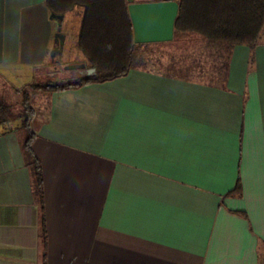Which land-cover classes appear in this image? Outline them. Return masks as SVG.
Here are the masks:
<instances>
[{
    "label": "crops",
    "instance_id": "0c3cea01",
    "mask_svg": "<svg viewBox=\"0 0 264 264\" xmlns=\"http://www.w3.org/2000/svg\"><path fill=\"white\" fill-rule=\"evenodd\" d=\"M69 16L80 55V12L0 0V83L29 84L59 63ZM38 94L48 264H263V40L232 46L219 82L137 64ZM23 140L0 123V264H43Z\"/></svg>",
    "mask_w": 264,
    "mask_h": 264
},
{
    "label": "trees",
    "instance_id": "16d2710c",
    "mask_svg": "<svg viewBox=\"0 0 264 264\" xmlns=\"http://www.w3.org/2000/svg\"><path fill=\"white\" fill-rule=\"evenodd\" d=\"M175 32H193L209 43L234 46H255L264 27V0H179ZM129 0H47L51 12L64 15L77 8L80 23L77 43L92 73L78 71V77L64 82L33 83L32 87L53 92L80 87L91 82H103L125 76L137 64L134 28L129 12ZM57 50V54H60ZM24 102L21 130L23 149L33 173V188L40 206V234L43 264L47 263L48 234L44 202L42 163L35 153L32 128L34 110ZM14 119L11 105L0 99V123Z\"/></svg>",
    "mask_w": 264,
    "mask_h": 264
},
{
    "label": "rangeland",
    "instance_id": "374dc122",
    "mask_svg": "<svg viewBox=\"0 0 264 264\" xmlns=\"http://www.w3.org/2000/svg\"><path fill=\"white\" fill-rule=\"evenodd\" d=\"M71 12L79 11L75 8ZM69 17H71V28L68 30V38L66 41L60 39V46L65 42L61 54L62 59L60 58L61 63H55L47 69L40 70L37 73L39 77L29 84L17 87L9 84L10 82L0 83V99L9 103L14 113V119L6 122L11 126L21 127L23 116L20 115L24 110L25 101H29L28 105L33 108L34 113L46 108V103L41 100L38 94V92L44 91L34 89L33 83L64 82L78 77L79 69L65 68L66 61L84 59L83 54L79 55L76 40L73 37L74 29H77L75 16ZM260 40L264 41V27ZM230 49L231 46L228 45L209 43L197 33L175 32L174 38L168 42L139 45L136 49L135 63L175 74L219 82L225 76Z\"/></svg>",
    "mask_w": 264,
    "mask_h": 264
},
{
    "label": "water",
    "instance_id": "95a60500",
    "mask_svg": "<svg viewBox=\"0 0 264 264\" xmlns=\"http://www.w3.org/2000/svg\"><path fill=\"white\" fill-rule=\"evenodd\" d=\"M134 40L137 43L170 41L175 35V21L179 12V0H158L136 2L129 0ZM61 40L64 36L60 35ZM66 69H79L81 72L92 73L95 69L88 68L85 62L69 63Z\"/></svg>",
    "mask_w": 264,
    "mask_h": 264
}]
</instances>
